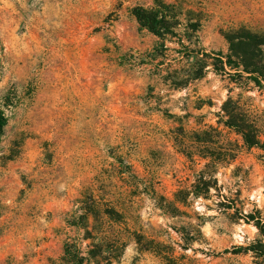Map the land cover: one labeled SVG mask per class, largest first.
Instances as JSON below:
<instances>
[{
    "label": "rangeland",
    "instance_id": "374dc122",
    "mask_svg": "<svg viewBox=\"0 0 264 264\" xmlns=\"http://www.w3.org/2000/svg\"><path fill=\"white\" fill-rule=\"evenodd\" d=\"M163 1L200 21L208 52L227 55L242 28L264 35V0ZM154 3L0 0V264H71L72 243L86 264H167L158 242L198 264H264L234 253L264 239L243 216L264 217V149L220 122L232 97L264 139V89L212 65L174 89L178 45L152 60L158 38L133 13ZM221 148L235 158L195 196L202 156Z\"/></svg>",
    "mask_w": 264,
    "mask_h": 264
},
{
    "label": "trees",
    "instance_id": "16d2710c",
    "mask_svg": "<svg viewBox=\"0 0 264 264\" xmlns=\"http://www.w3.org/2000/svg\"><path fill=\"white\" fill-rule=\"evenodd\" d=\"M133 13L141 27L149 30L158 38V44L150 54L152 60H157L160 56L165 58L166 51L169 50L167 41L178 45L173 50L178 53L175 59L178 61V67L169 68V78L171 86L174 89L184 88L192 80H198L205 76L207 67L212 65L217 72L229 74L239 80H248L256 87L264 89V35L255 33L249 29L242 28L226 35L229 42V53L208 52L199 44L198 30L201 26L199 20L187 18L184 20L177 8L172 3H166L163 0H155L152 7L136 6ZM233 71V72H232ZM221 123L224 126L234 129L242 136L246 147H258L264 149V139L258 126L251 118L243 105L229 97L222 105ZM8 124V116L3 107H0V137ZM211 131L219 135L218 128L210 127ZM200 141H207L204 137L209 133L204 131ZM216 135V136H217ZM187 155L192 156L190 149L186 150ZM207 156V157H206ZM202 158L210 161L201 170L198 176V184L192 193L195 196H210L211 189L216 185L217 177L213 174L212 168L217 167L221 161L232 160L235 153L231 149L221 148L210 157L208 155ZM228 207L227 202L220 203ZM106 214L112 217L116 214L113 209H106ZM247 222H253L258 228L260 235L264 238V217L261 212L258 215L249 213L243 215ZM156 244V243H155ZM153 246V251L160 255L167 264H198L193 260L187 259V256L180 257L174 255L172 251L162 249L161 243ZM187 249V247L185 248ZM234 253L255 254L257 259L264 257V239H258L248 246H240ZM66 256L71 264H86L89 260L76 245L67 244ZM260 264L259 261H254Z\"/></svg>",
    "mask_w": 264,
    "mask_h": 264
}]
</instances>
